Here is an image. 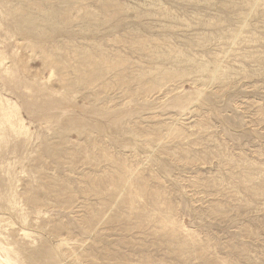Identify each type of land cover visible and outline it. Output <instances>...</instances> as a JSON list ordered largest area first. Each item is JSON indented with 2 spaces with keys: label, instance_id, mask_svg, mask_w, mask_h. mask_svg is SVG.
Here are the masks:
<instances>
[{
  "label": "rangeland",
  "instance_id": "rangeland-1",
  "mask_svg": "<svg viewBox=\"0 0 264 264\" xmlns=\"http://www.w3.org/2000/svg\"><path fill=\"white\" fill-rule=\"evenodd\" d=\"M0 99L24 264H264V0H0Z\"/></svg>",
  "mask_w": 264,
  "mask_h": 264
},
{
  "label": "bare ground",
  "instance_id": "bare-ground-1",
  "mask_svg": "<svg viewBox=\"0 0 264 264\" xmlns=\"http://www.w3.org/2000/svg\"><path fill=\"white\" fill-rule=\"evenodd\" d=\"M50 78H51V76H50ZM2 102L3 101L0 99V106H1V109L3 111V117L2 118L5 121V123L11 129L16 131L17 133H23V132L26 133L27 129L25 128L21 118L18 116L16 107L13 104L9 103L8 101H6V103H7L6 105H4ZM23 234L26 235L27 233L24 232ZM0 264H24V262L17 258V254L13 250V248L11 247V244L3 242L0 240Z\"/></svg>",
  "mask_w": 264,
  "mask_h": 264
}]
</instances>
